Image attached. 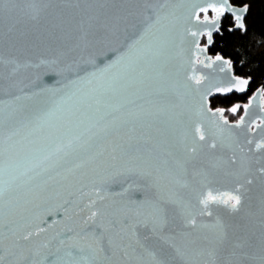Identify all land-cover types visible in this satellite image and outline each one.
Listing matches in <instances>:
<instances>
[{
	"label": "water",
	"instance_id": "95a60500",
	"mask_svg": "<svg viewBox=\"0 0 264 264\" xmlns=\"http://www.w3.org/2000/svg\"><path fill=\"white\" fill-rule=\"evenodd\" d=\"M146 6L157 10L161 23L138 47L147 51L163 44V53L156 59L148 57L142 62L137 68V79L127 83L128 90L136 91L141 97L137 103L148 115L137 124L135 133H122L120 138H100L83 146L74 145L66 154L51 157L43 168L37 169L38 175L33 174L31 179L5 192L0 200V231L3 233L0 248L3 260L0 264H24L25 256H31L35 264H44V258L50 252L55 254L58 264H84L80 256L71 254L68 243L76 242V233L92 211L99 212L98 223L107 224L108 220L123 215L134 223L137 219L152 216L156 207L163 206L169 221L166 231H189L193 240L209 234L207 229L193 231L185 228L177 205L162 203L178 199L184 201L187 211L195 215L198 224H212L219 218L229 226L230 235L233 232L241 234L240 229L245 226L259 234L260 209L264 205V174L260 172L264 168V149H257L256 143L264 141V127H258L252 133L248 125L253 121L259 123L257 118L264 117L261 111L264 108L262 88L256 89L247 100L248 103L252 99L253 103L246 114L245 124L237 128L234 127L236 121L228 120L233 127L226 129L215 149L203 146L195 154L185 151V145L191 146L193 142L195 124L201 121L206 124L220 115L216 112L218 108H211V98L242 94L248 89L247 86L244 92L216 91L217 88L230 87L229 79L236 75L232 64L228 70L221 62L215 61L218 55L208 52L212 43L208 44L206 35H191L192 32H205L201 23L204 13H200L199 21L195 19L198 9L207 7L202 0H147V3L145 0H106L101 12L109 16L119 13L126 19L121 20L114 35L106 38L103 30L90 31L88 46L81 44L78 48L75 46L80 35L79 9L85 7L83 3L77 8L65 0H50L39 20L30 19L20 10L22 6L5 4L4 11L0 12V58L4 61L0 64L3 75L0 100L7 103L15 96L21 99L14 101L11 107L5 106L0 119L7 125L10 123L9 112H15V119L19 120L47 110L63 93L54 95L45 89L66 84L64 77L74 79L69 75V69L76 72L77 65H85L91 59H95L98 67H103L115 59L119 53L111 50L123 51L127 44L139 37L141 29L132 25H139L143 20ZM233 6L238 10L244 7ZM129 12L132 15H127ZM246 13H242L244 18ZM225 15L234 19L231 12ZM233 28L238 29L235 24ZM218 33L213 30L212 41ZM203 36L206 43L202 45ZM197 42L201 48L207 45V50L199 52ZM62 52L67 55L61 56ZM54 60L57 62L52 63ZM9 61L20 65L11 75L15 65ZM221 67L226 70L222 72ZM122 72L120 68L113 74ZM78 74L85 76L83 71ZM189 76L204 79L196 84ZM76 87L80 92L74 100L99 86L85 80ZM70 105L71 101L61 105L34 130L23 131L21 137L27 136L28 140L35 141L34 145L22 141L23 148H35L47 154L50 141L54 139L49 136L54 131L51 126L64 122ZM242 115H245L244 109ZM128 135L134 136L130 142ZM249 140L251 144L247 143ZM116 145L121 147L116 148ZM27 155L31 157L32 153L27 152ZM233 156L242 162V166L241 163L235 166L228 163ZM176 160L186 162V174L176 168ZM200 171L212 173L210 187L219 191L243 185L242 203L237 211L212 205L211 217L199 214L196 192L200 190L203 178L194 173ZM142 172L149 175H141ZM247 180L252 182L247 183ZM92 201H95L94 205ZM67 228H72L73 232H67ZM140 231L147 235L143 229ZM29 232L33 233L32 237L24 241L22 237ZM67 236L73 237V241L61 245L60 241ZM150 242L156 243L154 239ZM88 243L80 241L78 246L86 248ZM97 264L130 262L121 257L111 262L101 259ZM173 264H181V261ZM194 264H200L199 260Z\"/></svg>",
	"mask_w": 264,
	"mask_h": 264
},
{
	"label": "snow or ice",
	"instance_id": "6c2138e0",
	"mask_svg": "<svg viewBox=\"0 0 264 264\" xmlns=\"http://www.w3.org/2000/svg\"><path fill=\"white\" fill-rule=\"evenodd\" d=\"M65 2L74 4L77 8L83 3L85 7L79 9L81 18L78 21L80 35L78 36L80 45L88 46L90 43L88 37L90 31H101L108 35H114L118 30V25L125 16L114 13L109 16L106 12H101L106 0H65ZM147 3V0H145ZM207 7L199 8L196 12L195 19L200 20V13H204L203 21L205 27L204 33L192 32L193 37L206 35L208 44L212 43L213 30L219 31V21L226 12H231L235 27L241 30L245 29L243 12L247 11L245 5L242 9H236L229 0H202ZM50 0H0V12L4 11L5 4L12 6H22L21 11L25 12L30 19L39 20L45 14ZM211 10L213 15L211 18L208 12ZM127 15H132L131 12ZM103 17V19H101ZM161 23V17L157 14V10L151 6L143 9V20L139 25H132L133 28L141 29L139 37L127 44L123 51L113 49L114 53H119L115 59H111L103 67H98L95 59L86 62L85 65H77L76 72L69 69V75L74 79H68L66 84L59 88L45 89L51 91L54 95L63 93L58 100L53 101L51 107L47 110L39 111L24 119H15V112H9L10 123L5 124L0 119V200L6 191H11L18 184L31 179L32 175H38L37 169H41L53 156L59 157L66 154L74 145H86L100 138L113 136L120 138L121 134L135 133L137 124L143 117L148 115L147 112L137 103L141 99L136 91H129L127 82L137 79V68L148 57L156 59L163 53V44L155 48H149L147 51H141L139 45L145 36L152 34L153 29ZM196 48L199 52H205L207 45L201 48L197 42ZM71 51V49H70ZM61 56L67 53H61ZM216 62H221L228 70L231 69V61H226L221 56L215 57ZM57 61H52L56 63ZM4 61L0 58V64ZM15 65L11 69L10 75L15 73L20 67L15 61H9ZM45 63V61H41ZM202 63V62H201ZM91 71H88V68ZM123 69L122 73L113 74L116 69ZM224 72L225 67L220 69ZM85 72V76H80L79 72ZM60 75V73H53ZM142 75V73H141ZM190 80H194L196 84H200L204 77L189 76ZM3 75L0 73V82ZM97 84L99 87L92 88L88 92L83 93L80 99H73L80 92L76 86L80 83ZM143 83V81H140ZM59 83V82H58ZM230 87L217 88V92H231L233 90L244 92L249 84V80L242 79L238 76H232L229 79ZM107 85V87H104ZM72 89H75L73 91ZM0 91H2V83H0ZM20 96H15L7 103L0 100V115H2L5 106L11 107L14 101H19ZM70 108L64 122L59 125H52L54 131L49 133L54 139L50 141V149L47 154H42L39 149L23 148L22 141L27 145H34L35 141L27 139V136L21 137V133L25 130H34L36 125L46 120L54 112L59 110L61 105L69 103ZM253 100L250 99L247 104L243 105L245 115L240 116L234 127L239 128L245 124L246 114L252 105ZM241 105L237 104L229 109L232 113H237ZM208 111H211L209 109ZM264 112V108L261 109ZM220 113L218 118L205 122L201 121L195 124L194 136L191 146L185 145V151L195 154L199 147L206 146L209 150L217 147L218 141L224 137L226 129L233 127L229 125L228 119L224 116V109H217ZM215 113L213 116L215 117ZM259 123L253 121L248 125V130L255 133L258 127H264V117L257 118ZM126 130V131H125ZM134 136L128 135L129 142ZM209 141H211L209 143ZM247 143L251 144L249 140ZM18 145L21 148H18ZM116 148L121 147L116 145ZM257 149H264V141L256 143ZM115 150V149H114ZM243 151V149H241ZM27 152H31L29 157ZM185 161L176 160V168L184 174L187 173ZM235 166L238 161L235 156L228 161ZM264 174V168L260 169ZM141 175H149L148 173H140ZM194 175L201 176L203 183L201 188L196 192L197 203L200 206L199 214L201 216L213 215L211 211L212 205H222L233 212L237 211L242 203V187L237 184L234 188L219 191L213 189L210 185L213 183L209 179L212 175L210 172L200 171ZM179 182V181H178ZM247 180V183H251ZM186 186V182L184 184ZM103 199V197H101ZM173 203L179 208L185 228H191L193 231L210 230L209 234L197 237L196 240L190 239L192 232L189 231H166L168 227V218L163 206L155 208L152 216L143 220L137 219L134 223L130 221L127 215L120 216L117 219H110L107 224L96 221L99 215L98 211H92L91 215L83 221L80 231L76 233V242L73 237L67 236L60 241L61 245L68 243L72 249V253L80 256L84 264H97L101 259L105 261H113L114 258H123L130 264H173L174 261H181V264H194L199 260L200 264H264V205L261 206V221L259 226V234L257 235L251 229L242 227L241 234L233 232L230 235L229 226L224 224L217 218L212 224H198L195 215L187 211L182 199L164 201L162 203ZM95 204V201H92ZM2 228V225H0ZM140 229H143L147 235H142ZM67 232H73L72 228H67ZM33 233L29 232L23 236L24 241H28ZM60 234L57 233V236ZM3 233L0 231V248L3 246ZM155 240L156 243L150 241ZM80 241L90 242L87 247L78 246ZM48 245H44L47 247ZM86 255H83L85 254ZM3 256H0V261ZM24 264H35L31 256L23 257ZM44 264H58L54 253H49L44 258Z\"/></svg>",
	"mask_w": 264,
	"mask_h": 264
},
{
	"label": "trees",
	"instance_id": "16d2710c",
	"mask_svg": "<svg viewBox=\"0 0 264 264\" xmlns=\"http://www.w3.org/2000/svg\"><path fill=\"white\" fill-rule=\"evenodd\" d=\"M233 5H241V0H231ZM247 13L245 29H234L232 18L222 19L221 29L213 36L208 52L231 61L234 75L248 79L245 93L229 96H214L210 99L211 108H231L236 103H244L259 87L264 96V0H244ZM241 112L230 113L237 117Z\"/></svg>",
	"mask_w": 264,
	"mask_h": 264
},
{
	"label": "flooded vegetation",
	"instance_id": "af4514ba",
	"mask_svg": "<svg viewBox=\"0 0 264 264\" xmlns=\"http://www.w3.org/2000/svg\"><path fill=\"white\" fill-rule=\"evenodd\" d=\"M241 2H242V4L241 5H237V6H245V3H243L244 2V0H241ZM209 13V17L211 18V16L213 15V13L212 12H208ZM226 15H224V16H222L221 18H220V27H219V32H220V29H221V23H222V19L225 17ZM232 18V17H231ZM232 20H233V22H234V24H235V21H234V19L232 18ZM206 43V40H205V36H203V38H202V41H201V44L203 45V44H205ZM263 99H264V96H263ZM248 100V99H247ZM247 103V101L246 102H244V103H236L235 105H237V104H239V105H241V107L238 109V111H237V113L238 112H241L237 117H235V115L237 114V113H235V115H231L230 113V111H229V109L230 108H228V109H224V108H218V109H224V116L230 121V122H235V121H237L239 118H240V116L242 115V113H243V105L244 104H246ZM235 105H233V106H235ZM232 106V107H233ZM214 109V108H213Z\"/></svg>",
	"mask_w": 264,
	"mask_h": 264
}]
</instances>
